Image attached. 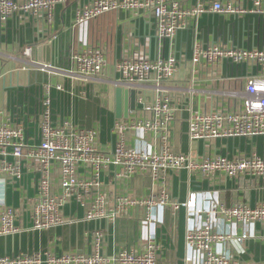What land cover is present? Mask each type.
I'll list each match as a JSON object with an SVG mask.
<instances>
[{
	"label": "built area",
	"instance_id": "2783aa9c",
	"mask_svg": "<svg viewBox=\"0 0 264 264\" xmlns=\"http://www.w3.org/2000/svg\"><path fill=\"white\" fill-rule=\"evenodd\" d=\"M66 0H0V29L16 20L51 23ZM72 25L81 26L106 13H143L151 19L154 37L172 41L205 14L227 19L251 14L264 16V0H209L207 4L188 5L185 0H76L71 3ZM23 70L55 71L50 65L33 61V47L24 46ZM180 59L172 51L153 58L133 54L119 57L112 65L113 88L139 92L135 109L127 119H115L111 128L114 142L109 153L97 147L96 132L71 119H52L53 91L74 95L73 85L45 84L40 102L38 142L26 139L22 124L0 123V182L13 185L26 170L37 174L33 195H24L20 209L0 208V235L19 231L18 221L29 223L31 231H46L63 225V207L75 202L84 210L85 221L114 220L131 208L164 209L184 207L193 221L185 233L189 256L187 264H244L217 249L232 239L230 233L218 232L217 217L225 224L261 227L264 240V202L251 207L242 202L230 206L216 203L209 211L197 210V194L190 192L184 203L169 196V177L187 170L205 177L224 176L234 182L251 179L264 188V154L252 143L251 153L232 157L214 154L203 158L176 154L170 148L172 124L177 105L166 85L179 74ZM69 74L83 85L102 84L109 66L107 56L92 45H79L71 51ZM189 63L191 84L206 77L222 79L223 73L236 71L245 80L242 90L209 91L210 109L191 114L188 137L191 142L264 138V44L244 47L223 35L196 40L191 45ZM241 70V74L238 71ZM239 78V77H238ZM237 79V78H236ZM196 90L189 89L194 94ZM147 141L143 148L129 144V139ZM124 183L137 176L148 177L158 189L154 196L131 198L117 196L106 202L104 178L110 175ZM149 214L146 219L149 220ZM200 219V221H199ZM88 252L49 251L0 257V264H157V245L148 239L140 251L120 249L112 256L104 253L102 232L93 233ZM260 264H264L260 263Z\"/></svg>",
	"mask_w": 264,
	"mask_h": 264
},
{
	"label": "crops",
	"instance_id": "0c3cea01",
	"mask_svg": "<svg viewBox=\"0 0 264 264\" xmlns=\"http://www.w3.org/2000/svg\"><path fill=\"white\" fill-rule=\"evenodd\" d=\"M74 1L76 0H69L66 6L58 8L55 19L51 23L16 20L0 29V72L11 70L12 60H18L23 67L25 65L23 57L16 58L10 55L22 51L24 46H31L33 47V61L50 65L59 73L29 68L22 74L8 73L0 77V123L24 125L26 139L30 143H37L43 86L45 84L73 85L76 92L82 91L81 89L89 90L91 86L79 84L68 75L71 51L79 45L90 44L99 48L107 56L109 66L102 84L112 88L113 103L114 88L109 81L113 75L112 65L119 57L138 52L140 55L153 58L157 55L165 56L172 51L180 59L179 74L166 85L167 92L177 105L175 121L171 125L170 148L172 152L189 155L194 159L214 154L232 157L238 153L246 155L251 153L252 142L245 139H221L213 142H191L189 140L188 122L191 114L204 108L209 110L211 107L208 92L213 89L233 90L231 88L240 81L245 84V80L240 75L241 70L237 73L240 76L235 78L233 77L236 76V71H232L223 73L222 79L215 82L201 77L199 81L191 84L189 56L194 38L203 41L212 35H223L226 40H231L244 47H261L264 44V16L247 14L239 18L227 19L217 14H205L172 41L159 43L154 37L151 19L143 13H106L81 26L74 27L71 11V3ZM185 1L188 5L194 6L207 4L209 0ZM215 16L229 20L228 24L219 26L209 21ZM47 45H50L49 51L45 49ZM38 47H42L40 54L36 52ZM46 61H49L48 64ZM3 65H6V68ZM243 86L237 89L242 90ZM14 87H17L18 91L15 97L12 95ZM190 88L196 92L189 93ZM74 96L75 94L68 95L53 91L52 119L54 122L71 119L83 128L94 129L98 149L109 153L111 144L114 142L110 133L115 120L114 113L110 115L108 112L101 111L94 103L87 106L78 102L72 107L70 102ZM76 111L82 115L97 114V117L92 116L90 120L85 119V123H82L67 116ZM143 138L140 136L138 140L131 138L129 144L143 148L147 143ZM255 148L259 155L264 154V148L260 149V152L259 147L255 145ZM37 178V174L28 173L25 170L21 181L13 185H7L1 181L0 208L8 206L20 209L24 195H33ZM190 192L197 194V210L204 212L209 211L218 202L230 206L239 201L251 207L264 202V188L248 178L234 182L221 175L205 177L187 170L170 174L169 196L171 199L184 203ZM157 193V186L148 177L137 176L124 183L117 181L112 174L104 178L106 202L122 195L143 198L154 196ZM148 214L149 220L146 219ZM62 216L66 221L63 225L46 231H31L28 222L18 221L19 231L0 235V257H14L46 251L55 255L75 251L88 252L93 233L100 231L104 236V253L107 256H112L120 249L140 251L148 239H154L158 247L157 264H187L189 252L185 245V233L193 219L188 218L189 211L184 207L150 210L136 207L129 209L124 215L114 220L85 221L84 210L75 202H70L63 207ZM211 220L215 221L218 232L232 235L230 241L218 247L219 252L230 254L244 264L264 262V240L260 226L257 224L250 227L228 225L217 217Z\"/></svg>",
	"mask_w": 264,
	"mask_h": 264
},
{
	"label": "rangeland",
	"instance_id": "374dc122",
	"mask_svg": "<svg viewBox=\"0 0 264 264\" xmlns=\"http://www.w3.org/2000/svg\"><path fill=\"white\" fill-rule=\"evenodd\" d=\"M67 2L69 0H66ZM66 2V4H67ZM209 21H212V23H215L219 26H225L228 24L229 20L225 19V18H219V17H214V18H210ZM186 39V38H185ZM10 56H16V58H21L24 57V55H22V51H18L13 55ZM8 59V56H6ZM25 60V59H24ZM9 62L7 61V64ZM15 65V66H13ZM11 70H7V71H1L0 72V77L7 75L8 73H15V74H22L24 72L20 62L18 60H12V64H11ZM4 68H6V65H3ZM52 73H56L59 74L57 71H53ZM240 81V80H239ZM244 82L240 81L239 83L236 84V86L232 87L231 89H237L241 86H243ZM90 86V85H89ZM82 91L77 92V94H75L74 98H72L73 100L70 102L73 105H77L78 102H81L83 104H86L87 106H90L91 103H94L96 105V107L98 109H100L101 111H105L108 112L110 115H113L114 113V103L112 100V88L108 85L105 84H100V83H96L92 86L89 87V90H85V89H81ZM239 90V89H237ZM89 91V93H88ZM18 94L17 91V87H14L12 90V95L13 97H15ZM74 109H76L74 107ZM72 117L74 120L77 119L79 122L85 123L84 120H90V118L92 116L97 117L96 115H91V113H87L86 115H82L80 113H78L77 111L72 113L71 115H67ZM250 141V140H249ZM259 143H256L258 142ZM251 142V141H250ZM249 142V143H250ZM254 143V145H256L257 147H259V152L260 149L262 150L264 148V138H257L254 139V141L252 142Z\"/></svg>",
	"mask_w": 264,
	"mask_h": 264
},
{
	"label": "water",
	"instance_id": "95a60500",
	"mask_svg": "<svg viewBox=\"0 0 264 264\" xmlns=\"http://www.w3.org/2000/svg\"><path fill=\"white\" fill-rule=\"evenodd\" d=\"M46 51H49L50 45L45 46ZM42 47H38L36 52L40 54ZM49 61H46L48 64ZM114 116L115 119H127L129 113L135 109V95H139V92L133 90L128 91L126 89L114 88Z\"/></svg>",
	"mask_w": 264,
	"mask_h": 264
}]
</instances>
